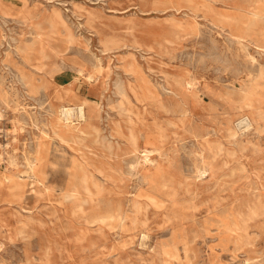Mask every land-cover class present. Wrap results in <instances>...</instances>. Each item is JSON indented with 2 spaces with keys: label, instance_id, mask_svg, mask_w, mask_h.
<instances>
[{
  "label": "rangeland",
  "instance_id": "374dc122",
  "mask_svg": "<svg viewBox=\"0 0 264 264\" xmlns=\"http://www.w3.org/2000/svg\"><path fill=\"white\" fill-rule=\"evenodd\" d=\"M0 264H264V0H0Z\"/></svg>",
  "mask_w": 264,
  "mask_h": 264
},
{
  "label": "bare ground",
  "instance_id": "6f19581e",
  "mask_svg": "<svg viewBox=\"0 0 264 264\" xmlns=\"http://www.w3.org/2000/svg\"><path fill=\"white\" fill-rule=\"evenodd\" d=\"M221 28V27H220ZM136 39V38H135ZM138 40V39H137ZM45 57V55H44ZM47 74V73H46ZM90 77V76H89ZM142 78V77H141ZM182 81V80H181ZM172 85V84H171ZM176 85V84H175ZM185 85V84H184ZM228 86V85H227ZM255 95V94H254ZM256 96V95H255ZM30 97V96H29ZM251 98V97H250ZM249 99V98H248ZM89 101V100H88ZM83 102V101H82ZM255 102V100H254ZM258 103V102H257ZM77 104V103H76ZM89 104V103H88ZM253 104V103H252ZM87 106H85V103H80V104H77V105H66V104H63L60 106V110H59V116L61 117V119L64 121L65 120V123L66 125H69L71 127H75V125L71 124L74 119H79V120H82V119H87V109H86ZM59 109V108H58ZM78 120V121H79ZM83 122V121H82ZM150 124V123H149ZM136 125V124H135ZM89 126V125H88ZM251 126V125H250ZM141 127V126H140ZM148 129V128H147ZM93 131V130H92ZM152 131V130H151ZM132 134V133H131ZM144 134V133H143ZM97 138V137H96ZM214 145V144H213ZM53 147V146H52ZM210 148V147H209ZM146 149V148H145ZM147 150V149H146ZM206 150V148H205ZM148 151V150H147ZM149 152V151H148ZM147 152V153H148ZM151 152V151H150ZM205 152V151H204ZM207 154V153H206ZM153 155V154H152ZM205 155V154H203ZM210 155V154H209ZM215 156V155H214ZM150 159V158H148ZM147 160V158H146ZM204 160V159H203ZM151 161V160H150ZM156 161V160H155ZM149 162V161H148ZM209 162V161H208ZM217 162V160H216ZM227 162V161H226ZM205 164V163H204ZM216 164V163H215ZM223 165V164H222ZM214 166V165H213ZM186 168V167H185ZM205 168V167H204ZM203 169V168H202ZM226 169V168H225ZM32 170H33V177H34V180L36 181H41L42 179V176L40 174V172L36 169V165H35V162L32 164ZM204 170V169H203ZM201 172V171H200ZM203 174V173H202ZM201 174V175H202ZM84 179V177H82ZM85 180V179H84ZM82 181V180H81ZM85 182V181H83ZM86 183V182H85ZM89 184H90V181H89ZM83 186V185H82ZM91 187V186H90ZM84 189V188H83ZM88 188H86L87 190ZM92 191V190H91ZM89 192V191H87ZM90 194V193H89ZM156 198V197H155ZM145 207V206H144ZM143 211H146V210H143ZM138 215V214H137ZM146 215V214H145ZM101 216V215H100ZM33 219V218H32ZM24 221V220H23ZM146 223V222H145ZM33 225V222L31 223ZM97 225V224H96ZM30 227V226H29ZM95 228V227H94ZM99 230V228H98ZM168 230V229H167ZM17 232V231H16ZM48 242V241H47Z\"/></svg>",
  "mask_w": 264,
  "mask_h": 264
}]
</instances>
